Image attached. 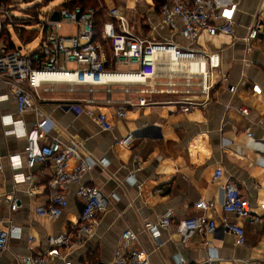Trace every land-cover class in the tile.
Returning a JSON list of instances; mask_svg holds the SVG:
<instances>
[{
  "label": "crops",
  "instance_id": "1",
  "mask_svg": "<svg viewBox=\"0 0 264 264\" xmlns=\"http://www.w3.org/2000/svg\"><path fill=\"white\" fill-rule=\"evenodd\" d=\"M12 1L13 9H17H12L13 13L25 17L19 7L20 0ZM104 1L107 8L118 6L141 36L173 42L184 49L218 52L221 58L218 71L226 75L227 80L218 79L207 93L196 87L193 94H188L183 87L185 72L159 73L154 81L132 89L129 97L133 106L126 118L117 119L111 104L98 106L113 123L111 131L101 129L85 109L65 106L81 105L90 96L87 87L71 91L66 85H58L53 91L32 90L36 102L54 122L51 133L41 143L59 136L68 143L79 144L83 157L103 160L81 180L100 187L111 197V205L101 214L91 240L71 248L60 247L57 263L98 264L101 261L113 264L121 235L127 228L138 234L139 246L150 254L152 264H179L181 259L192 264H208L206 260L210 256L217 257L223 264L264 260V0H241L233 15V33L217 31L201 37L196 43H190L162 24L159 6L154 0ZM49 10L57 11L50 7L41 12L39 25L26 24L36 22L33 19H20L15 25L5 23L0 45L18 47L17 43H27L36 46L41 41V33L25 39L23 32L33 28L41 31L40 24ZM220 14L217 24H222L228 16L223 11ZM178 24L182 23L178 20ZM69 26L74 25L63 24L60 32L75 34L77 28L73 33L65 31ZM255 27L259 34L253 39L250 33ZM141 89L148 91L143 93ZM92 95L100 100L108 97L102 87ZM125 97L123 87H115L111 95L113 101L120 104ZM140 98L147 100L145 106L139 104ZM190 102L193 104L190 111L184 112L182 108ZM241 107H247L249 114L244 115ZM4 115L7 121L12 117L28 128L33 127L37 119L32 111L19 114L16 98L0 80V152L5 165L2 180L6 182L5 189H0V214L12 217L22 228L21 235L10 240L0 264H21V258L30 253L48 251L50 236L75 233L83 201L77 194L79 183H72L65 190L68 206L62 216L51 218L37 213V207L51 199L52 191L47 183L52 165L38 164L31 170L24 165L19 172H31L35 178L15 183L7 157L22 154L27 138L9 132L14 125L4 123ZM131 131L135 132V139L129 146L116 143ZM249 132L253 135L249 136ZM75 165L76 160H71L69 167ZM218 168H222L224 174L216 180L214 175ZM228 180L237 182L251 202L253 214L260 216L257 222L239 220L245 227L246 245H236L233 234L222 233L216 236L194 233L183 240L176 231L177 224L163 229L158 242L145 230L146 222L156 221L169 208L175 211L177 221L196 214L194 203L200 199L215 202L213 208L203 213L220 224L224 184ZM6 193L20 200L17 211L10 210L5 201ZM226 216L237 222L233 213ZM30 236L35 240L31 241ZM210 240L223 246L215 250L208 244Z\"/></svg>",
  "mask_w": 264,
  "mask_h": 264
},
{
  "label": "built area",
  "instance_id": "2",
  "mask_svg": "<svg viewBox=\"0 0 264 264\" xmlns=\"http://www.w3.org/2000/svg\"><path fill=\"white\" fill-rule=\"evenodd\" d=\"M53 0H20L19 7L25 4L47 5ZM241 0H164L159 7L162 24L174 33H179L190 43L198 42L205 35L220 31L233 33V15ZM46 3V4H45ZM13 6L0 1V35L5 23L19 24L20 19L13 13ZM23 9V8H22ZM59 16L52 19L55 10H49L44 21L40 24L41 41L34 49H27V43L21 47L11 48L5 43L0 45V80L4 81L11 94L16 98L19 114L35 112L36 122L33 127L28 128L21 120L11 117L9 121L2 117L4 123L14 125L13 134L22 135L27 138L24 152L10 154L7 157L9 166L14 172L15 183L33 180L35 175L21 173L24 165L30 170L38 164H51L52 175L48 186L52 191L50 202L37 207L40 215L58 218L63 215L68 206V198L65 193L67 187L72 183H79L78 196L83 201V209L75 233H61L50 236L48 243L50 249L46 252L30 253L21 258V264H58L60 247L71 248L74 245L87 243L94 235L96 226L100 222L101 214L111 205V197L100 187L84 183L81 179L96 164L103 160L92 157H83L81 146L77 143H68L59 136H53L51 140L41 143L51 133L54 122L42 107L36 102L35 91L43 88L53 91L58 85H66L69 90L74 91L76 87L88 86L89 98L81 105L67 104V108L84 110L86 113L106 131L114 129V125L107 113L99 110L100 104H111L112 113L117 119H124L129 108L133 106L130 92L135 86L154 81L159 76L160 65L168 63L167 55H171L176 63V68L171 72H185L183 87L184 92L193 94L196 87L207 93L218 79L227 80L226 75H221L218 69L221 66V58L218 52L205 50L184 49L169 41L149 39L137 34L131 27L126 15L118 6L107 9L108 19L105 20L101 38L96 36L95 16L96 10L81 7L70 8L64 4L57 9ZM227 13L226 20L217 24L216 20L221 12ZM178 20L182 23L180 26ZM63 24L74 25L77 28L75 34H63L60 28ZM259 34L258 28H253L250 38H256ZM109 46V52L105 46ZM24 47V48H23ZM173 62V61H172ZM174 63V62H173ZM73 64L72 67L70 65ZM203 77L200 74L199 66ZM204 70V71H203ZM197 80V81H196ZM122 86L126 97L117 104L111 98L115 87ZM176 86V84H173ZM179 86V85H177ZM102 87L108 94L105 100L96 98L93 93ZM148 90L141 89L146 93ZM139 104L145 106L147 100L140 98ZM193 104L182 108L188 112ZM244 115L249 114L247 107H241ZM252 136V132L248 133ZM135 139V132L131 131L126 136L117 139L116 143L129 146ZM76 160L73 168L69 167L71 160ZM5 165L3 155L0 152V189H5L6 182L2 180ZM222 168L215 172L214 179L223 176ZM225 199L222 205L221 223L208 217L203 213L215 206L214 201L200 199L194 203L198 212L190 217L179 219L173 209L165 210L156 221L145 223V230L158 242L161 231L170 229L176 225V231L182 235L183 240L194 233L204 235H217L218 233L233 234L236 245H246L245 227L239 222L249 219L251 222L260 220L259 215L253 214L249 199L242 193L239 185L234 180H228L224 184ZM161 191V189H159ZM5 201L11 211L20 208V200L12 193L5 194ZM264 209V203L262 204ZM233 213L237 222L231 221L226 214ZM21 226L12 217H4L0 214V257L8 248L12 238L20 236ZM30 240H35L30 236ZM214 249L222 247L218 241H208ZM215 249V250H216ZM208 264H223L218 262L217 257L210 256ZM216 262V263H214ZM66 264V263H63ZM113 264H152L150 254L139 246L138 234L131 228H127L121 235V243L116 248ZM179 264H192L180 260ZM201 264V263H196ZM236 264H264V260H245Z\"/></svg>",
  "mask_w": 264,
  "mask_h": 264
},
{
  "label": "trees",
  "instance_id": "3",
  "mask_svg": "<svg viewBox=\"0 0 264 264\" xmlns=\"http://www.w3.org/2000/svg\"><path fill=\"white\" fill-rule=\"evenodd\" d=\"M4 1L8 5H12L13 1L12 0H0ZM29 2L32 0H28ZM157 7L161 6L164 2V0H154ZM41 5L42 4H36V5H30L25 9H21L26 16L25 17H19V19H33L36 20L34 23H26V24H36L39 25V20L41 19ZM64 5L69 6L70 8H75V7H81L84 10H87L88 8H94L96 12L95 16V29H96V36L98 38H101V33H102V27L106 19H108L107 15V6L104 0H66ZM38 20V21H37ZM24 23V22H21ZM25 30V28H24ZM40 30L38 28H33V29H26L23 32V36L25 39H31L39 34ZM15 48V47H11Z\"/></svg>",
  "mask_w": 264,
  "mask_h": 264
},
{
  "label": "rangeland",
  "instance_id": "4",
  "mask_svg": "<svg viewBox=\"0 0 264 264\" xmlns=\"http://www.w3.org/2000/svg\"><path fill=\"white\" fill-rule=\"evenodd\" d=\"M66 0H53L51 3L47 4V5H41V12H46L48 9H50V7L54 8V9H60L61 5L65 3ZM42 2V0H41ZM46 4V3H45ZM25 4H22L21 5V9H25ZM14 11L17 10V9H13ZM13 11V12H14ZM76 27L75 26H69L68 28H65V31H67L68 33H73L75 31ZM17 46L18 47H21V44L20 43H17ZM24 48V47H23ZM106 50L109 52V46L106 45L105 46ZM27 49L29 50H32L34 49V46L33 45H27ZM173 64V65H172ZM73 64L70 65V67H72ZM177 66L174 65L173 62L169 61L168 63L164 64V65H160V70H159V73L161 74H166V73H170L171 71H174V69L176 68ZM202 72V71H201ZM200 72V73H201ZM202 74H199V76L201 77ZM204 76V74L202 75V77ZM198 81L200 80L197 79ZM196 80V81H197ZM81 87V86H79ZM88 88V86H85ZM90 94V92H88Z\"/></svg>",
  "mask_w": 264,
  "mask_h": 264
},
{
  "label": "bare ground",
  "instance_id": "5",
  "mask_svg": "<svg viewBox=\"0 0 264 264\" xmlns=\"http://www.w3.org/2000/svg\"><path fill=\"white\" fill-rule=\"evenodd\" d=\"M168 59L171 60V62H174V65H176L177 62L174 61V58L171 55H167ZM173 65V64H172ZM205 66H199V70L202 71V69H204ZM204 71V70H203Z\"/></svg>",
  "mask_w": 264,
  "mask_h": 264
},
{
  "label": "water",
  "instance_id": "6",
  "mask_svg": "<svg viewBox=\"0 0 264 264\" xmlns=\"http://www.w3.org/2000/svg\"><path fill=\"white\" fill-rule=\"evenodd\" d=\"M58 16H59L58 11H55L54 14H53L52 19L56 20V19L58 18ZM98 264H109V263L101 262V261H100Z\"/></svg>",
  "mask_w": 264,
  "mask_h": 264
}]
</instances>
